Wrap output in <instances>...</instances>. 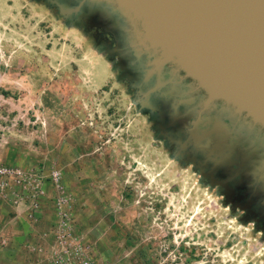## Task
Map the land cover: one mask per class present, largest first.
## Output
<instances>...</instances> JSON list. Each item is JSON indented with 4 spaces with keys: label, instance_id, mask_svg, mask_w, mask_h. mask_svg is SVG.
Instances as JSON below:
<instances>
[{
    "label": "rangeland",
    "instance_id": "374dc122",
    "mask_svg": "<svg viewBox=\"0 0 264 264\" xmlns=\"http://www.w3.org/2000/svg\"><path fill=\"white\" fill-rule=\"evenodd\" d=\"M250 205L164 133L106 27L0 0V264H264Z\"/></svg>",
    "mask_w": 264,
    "mask_h": 264
},
{
    "label": "water",
    "instance_id": "95a60500",
    "mask_svg": "<svg viewBox=\"0 0 264 264\" xmlns=\"http://www.w3.org/2000/svg\"><path fill=\"white\" fill-rule=\"evenodd\" d=\"M54 1L116 36L145 100L175 98L178 114L187 96L209 114L222 101L264 137V0Z\"/></svg>",
    "mask_w": 264,
    "mask_h": 264
},
{
    "label": "flooded vegetation",
    "instance_id": "af4514ba",
    "mask_svg": "<svg viewBox=\"0 0 264 264\" xmlns=\"http://www.w3.org/2000/svg\"><path fill=\"white\" fill-rule=\"evenodd\" d=\"M135 69L134 66L132 72L140 85ZM186 81L191 82L192 79ZM188 97L181 98L179 114L173 107L175 98L152 101L162 120L164 133L180 144L185 157L195 159L202 171L210 175L213 183L226 184L233 200L240 204L250 203L252 211L264 209V137L251 130L250 118L234 120L225 113L222 101L209 114L208 109L199 108L198 103L190 102ZM219 122L225 133L221 147L218 148L216 137L205 139L206 143H213L218 152L223 151V156L215 158L198 143L193 132H212L215 136L214 130Z\"/></svg>",
    "mask_w": 264,
    "mask_h": 264
},
{
    "label": "bare ground",
    "instance_id": "6f19581e",
    "mask_svg": "<svg viewBox=\"0 0 264 264\" xmlns=\"http://www.w3.org/2000/svg\"><path fill=\"white\" fill-rule=\"evenodd\" d=\"M203 107H205L206 109H208V106H207V105H204ZM220 112H221V110H220ZM217 114H218V113H217ZM201 118H203V116H201ZM220 118H221V117H220ZM244 122H245V121H244ZM224 124H225V123H224ZM247 126H248V125H247ZM251 130L254 131L253 128H252V126H251ZM197 131H199V130H197ZM214 132H216V135H215V136L212 134V132H211V133H209V132L200 133V132H199L200 134H198V135H199V137H200V143L203 142V141H205L204 139L207 138V137H216V139H217L218 142H219V147H218V148H220L221 145H222V141L224 140V136H225L224 129L222 128L220 122L217 123V126H216ZM243 160H244V162H245V158H244V157H243Z\"/></svg>",
    "mask_w": 264,
    "mask_h": 264
},
{
    "label": "crops",
    "instance_id": "0c3cea01",
    "mask_svg": "<svg viewBox=\"0 0 264 264\" xmlns=\"http://www.w3.org/2000/svg\"><path fill=\"white\" fill-rule=\"evenodd\" d=\"M4 216H7V213H4Z\"/></svg>",
    "mask_w": 264,
    "mask_h": 264
}]
</instances>
